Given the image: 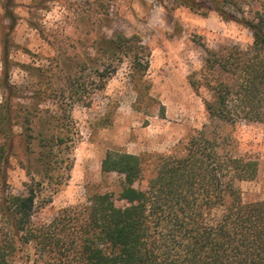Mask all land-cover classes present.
Masks as SVG:
<instances>
[{
  "label": "rangeland",
  "instance_id": "rangeland-1",
  "mask_svg": "<svg viewBox=\"0 0 264 264\" xmlns=\"http://www.w3.org/2000/svg\"><path fill=\"white\" fill-rule=\"evenodd\" d=\"M8 1L0 0V104L12 96L16 126L3 189L21 195L32 187L37 223L49 224L94 195H118L120 176L101 170L109 151L168 154L208 124L210 96L197 93L189 76L203 67L205 48L253 43L250 30L212 8L194 12L176 0ZM117 34L138 37L150 52L142 83L128 60L110 66L97 58V41ZM7 44L11 94L4 88ZM220 130L228 148L260 163L256 180L238 184L244 201L264 200V124ZM7 140L0 133V145ZM5 231L0 210V240ZM42 257L28 245L14 264H41Z\"/></svg>",
  "mask_w": 264,
  "mask_h": 264
},
{
  "label": "trees",
  "instance_id": "trees-1",
  "mask_svg": "<svg viewBox=\"0 0 264 264\" xmlns=\"http://www.w3.org/2000/svg\"><path fill=\"white\" fill-rule=\"evenodd\" d=\"M176 2L194 12L212 8L223 21L253 34L245 50L205 48L203 67L188 78L197 93L204 89L210 96L205 101L209 123L192 130L168 154L109 151L101 170L120 176L118 195H94L49 224L37 223L35 190L17 195L3 189L16 126L13 99L7 98L0 104V133L11 141L0 145L6 230L0 264H14L28 245L43 256L41 264H264V200L245 202L238 186L257 179L260 163L228 148L229 138L220 130L243 122L264 124V0L249 7L245 0ZM95 48L97 58L110 66L128 60L135 83L143 82L150 52L138 37H103ZM3 64L4 88L10 93L8 44ZM97 72L103 81L104 73ZM116 72L112 67L110 74Z\"/></svg>",
  "mask_w": 264,
  "mask_h": 264
}]
</instances>
